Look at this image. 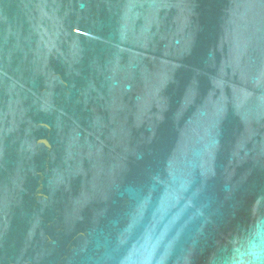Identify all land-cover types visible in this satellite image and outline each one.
I'll list each match as a JSON object with an SVG mask.
<instances>
[{
	"label": "water",
	"instance_id": "obj_1",
	"mask_svg": "<svg viewBox=\"0 0 264 264\" xmlns=\"http://www.w3.org/2000/svg\"><path fill=\"white\" fill-rule=\"evenodd\" d=\"M260 220L264 0H0V264H223Z\"/></svg>",
	"mask_w": 264,
	"mask_h": 264
},
{
	"label": "clouds",
	"instance_id": "obj_2",
	"mask_svg": "<svg viewBox=\"0 0 264 264\" xmlns=\"http://www.w3.org/2000/svg\"><path fill=\"white\" fill-rule=\"evenodd\" d=\"M154 247L150 249L147 241L139 248L134 247L122 264H151ZM223 264H264V220L250 224L242 234L233 238Z\"/></svg>",
	"mask_w": 264,
	"mask_h": 264
}]
</instances>
